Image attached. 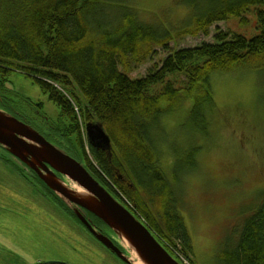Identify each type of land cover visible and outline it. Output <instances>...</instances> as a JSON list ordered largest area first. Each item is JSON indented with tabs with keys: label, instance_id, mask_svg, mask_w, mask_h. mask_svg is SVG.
Here are the masks:
<instances>
[{
	"label": "trees",
	"instance_id": "16d2710c",
	"mask_svg": "<svg viewBox=\"0 0 264 264\" xmlns=\"http://www.w3.org/2000/svg\"><path fill=\"white\" fill-rule=\"evenodd\" d=\"M180 1L189 9L185 24L193 22V34L208 35L215 22L231 16L244 19L252 8L257 11L258 33L247 37L218 32L211 42L176 48L166 24L144 19L127 0H0V82L11 69L34 76L71 122L60 130L59 140L68 144L69 134L77 131L87 162L91 160L79 116L85 123H102L112 149L98 150L89 144L98 166L94 168L110 185L123 179L136 182L142 192L120 187L126 200L137 201L150 222L165 220L166 226L156 222L158 233L180 242L193 260L191 236L180 224L174 189L160 165L165 154L162 118L189 99L192 112L200 117L203 107L215 110L211 77L216 72L243 64L264 68V0ZM157 48L167 52L160 64L152 65L145 75L131 76V68L151 59ZM174 74L188 80L185 93L166 81ZM60 83L66 91L56 86ZM161 84L163 92L152 94ZM162 100L168 104L160 106ZM161 195L168 198L158 201L161 207L156 213L150 211L148 203ZM218 254L220 264H264V199L244 218L238 236L223 242Z\"/></svg>",
	"mask_w": 264,
	"mask_h": 264
},
{
	"label": "rangeland",
	"instance_id": "374dc122",
	"mask_svg": "<svg viewBox=\"0 0 264 264\" xmlns=\"http://www.w3.org/2000/svg\"><path fill=\"white\" fill-rule=\"evenodd\" d=\"M127 2L139 9L144 19L166 24L174 35L171 45L176 48L211 42L218 32L251 37L259 30L257 11L253 8L244 19L231 16L211 25L208 35H197L191 32L193 22L185 24L189 9L180 0ZM157 51L151 59L132 67L130 75H145L152 65L160 64L167 52L162 48ZM167 80L184 93L189 86L183 74L168 76ZM211 83L215 110L210 112L203 107L200 117L192 112L189 99L178 103L161 122V149L165 154L160 165L174 189L175 208L181 217L180 224L186 225L191 236V257L196 264H220L222 257L218 253L223 242L238 236L244 218L264 199V68L237 65L214 73ZM0 86L5 97L0 101V109L46 131L49 140L68 154L77 159L84 157L77 131L69 134L70 143L59 140L60 130L71 122L34 76L11 69ZM57 86L67 90L61 83ZM163 87L164 84L156 86L152 94L163 92ZM190 91L195 92V88ZM167 104L165 100L160 102V106ZM84 141L87 149L88 140ZM191 162L195 165L189 166ZM32 179L36 180L32 172L0 145V264L63 258L71 264H127L81 235L77 227L80 224L74 218L68 223L60 201L51 198L50 203ZM68 183L73 187L72 180ZM138 189L142 192L140 186ZM167 198L168 195L155 198L150 211L155 212L161 207L158 201ZM64 222L72 226V239L67 241L61 224ZM160 223L167 225L161 218Z\"/></svg>",
	"mask_w": 264,
	"mask_h": 264
},
{
	"label": "water",
	"instance_id": "95a60500",
	"mask_svg": "<svg viewBox=\"0 0 264 264\" xmlns=\"http://www.w3.org/2000/svg\"><path fill=\"white\" fill-rule=\"evenodd\" d=\"M86 128L89 137L90 129H96L98 136L111 148V139L102 124L88 122ZM0 144L35 170L50 189L73 207L97 238L128 264H182L156 239L140 216L121 204L80 160L47 140L32 125L3 109H0ZM59 174L82 190L70 186ZM83 209L108 225L128 246L130 253H136L135 261L124 255L109 237L98 233L80 211Z\"/></svg>",
	"mask_w": 264,
	"mask_h": 264
},
{
	"label": "flooded vegetation",
	"instance_id": "af4514ba",
	"mask_svg": "<svg viewBox=\"0 0 264 264\" xmlns=\"http://www.w3.org/2000/svg\"><path fill=\"white\" fill-rule=\"evenodd\" d=\"M13 114V113H11ZM15 115V114H13ZM17 116V115H15ZM18 117V116H17ZM19 118V117H18ZM21 120V119H20ZM26 122V121H25ZM29 124V122H26ZM51 126V125H50ZM36 128V127H35ZM45 138H47L49 140V135L48 133H46V131L41 130L36 128ZM90 143H92L98 150H107L106 147H108L104 141L101 139V137L98 136V133L96 131V129L92 128L90 129ZM3 146V145H2ZM3 148L5 150H8L7 148H5L3 146ZM9 151V150H8ZM108 151V150H107ZM11 154V153H10ZM12 155V154H11ZM13 157H15V159L17 161H19L22 165H24L25 168L29 169L33 176L36 178V180L32 179V182L37 186V188L44 194L46 195L45 197L49 198L50 203H53L52 199H57V197L51 192L53 191L52 189H50L46 183L39 177V175L37 174V172L35 170H33L32 168L28 167L23 161H21L20 159H18L16 156L12 155ZM79 160V159H78ZM81 161V160H80ZM85 167L90 171V173L99 180V182L123 205H125L127 208H129L132 212H134L135 214L141 213L142 209L140 208L139 204L137 201H127L124 198V194L123 191L121 190V186H125V188H129L130 190H139V185L134 182V183H130L123 180H119V185H110L109 183H107V180L103 177V175L96 169L94 168L95 166L90 163L87 162L86 159L84 158V160L81 161ZM93 165V166H92ZM66 182H67V178L64 175L59 174ZM120 178L122 177L121 175L119 176ZM57 201H60L57 199ZM60 205L63 207L61 208V211L67 216V221L69 223V220H71L73 222V219L77 222V224L79 226H77L80 229V233L81 235H84L86 238H90L93 241L97 242L102 248V251L106 250V252L113 254L115 257L119 258V256L117 255V253L115 251H113L112 249H110L109 247H107L104 243H102L95 234H93V232L89 229V227L87 225H85L77 216L76 212L74 211L73 207H70L68 204H66L64 201H60ZM148 205H150L148 203ZM82 212V214L89 220V222L94 226V228L96 229V231L98 233H102L104 235H106L107 237H109L115 246H117L123 253L124 255H129L128 251L123 247V245L121 244V241L119 239V236L113 232L102 220H100L99 218H97L95 215H93L92 213H90L89 211H87L86 209L80 210ZM142 214V213H141ZM143 215V214H142ZM144 218L146 219V221H148L151 225L152 228H156L157 223L156 222H150L148 217L146 215H143ZM96 217V218H95ZM67 222L61 223L63 225V229L65 232V240L67 241L68 238L70 237L72 239L71 236V225H69ZM154 223L156 224V226L154 225ZM65 224V225H64ZM71 226V227H70ZM90 231V233H88ZM69 232V233H68ZM64 239V238H63ZM64 241V240H63ZM166 245L171 246L170 242H165ZM6 247V245H4V248ZM8 248V247H7ZM109 250V251H108ZM51 262H55V263H51ZM30 264H71L69 261H67L66 258H63L60 261H40V259H37L35 262H31Z\"/></svg>",
	"mask_w": 264,
	"mask_h": 264
},
{
	"label": "bare ground",
	"instance_id": "6f19581e",
	"mask_svg": "<svg viewBox=\"0 0 264 264\" xmlns=\"http://www.w3.org/2000/svg\"><path fill=\"white\" fill-rule=\"evenodd\" d=\"M73 188H76L77 190H82V188H80L77 184H75V185L73 184ZM124 247L127 248L128 246L127 245H124ZM131 259L134 260V261L136 259V253L134 251L131 252ZM135 263H138V262L136 261Z\"/></svg>",
	"mask_w": 264,
	"mask_h": 264
},
{
	"label": "built area",
	"instance_id": "2783aa9c",
	"mask_svg": "<svg viewBox=\"0 0 264 264\" xmlns=\"http://www.w3.org/2000/svg\"><path fill=\"white\" fill-rule=\"evenodd\" d=\"M187 262V261H186Z\"/></svg>",
	"mask_w": 264,
	"mask_h": 264
}]
</instances>
